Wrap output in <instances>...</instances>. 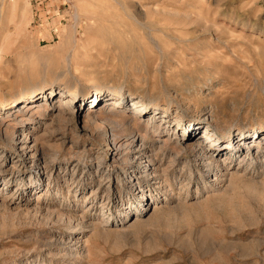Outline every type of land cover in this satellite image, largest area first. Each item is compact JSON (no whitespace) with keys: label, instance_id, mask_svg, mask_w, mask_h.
I'll list each match as a JSON object with an SVG mask.
<instances>
[{"label":"rangeland","instance_id":"obj_1","mask_svg":"<svg viewBox=\"0 0 264 264\" xmlns=\"http://www.w3.org/2000/svg\"><path fill=\"white\" fill-rule=\"evenodd\" d=\"M0 129V264H264V0H0Z\"/></svg>","mask_w":264,"mask_h":264},{"label":"bare ground","instance_id":"obj_2","mask_svg":"<svg viewBox=\"0 0 264 264\" xmlns=\"http://www.w3.org/2000/svg\"><path fill=\"white\" fill-rule=\"evenodd\" d=\"M44 90L45 89H42L41 91L42 92H46ZM98 93H100V92H97L95 95H93L94 93L91 94L90 92H82L81 98L84 100V102H86V100L88 101L89 98L95 96V99H97V100H95L94 102H96L97 104H95L94 107H99L101 104L102 105L104 104V108L105 109H108V111L106 112L107 114L95 115L93 113L94 110L89 109L86 112V115H85V119L86 120L91 121V122H93L95 124H98L99 122L100 123H105L106 121H110L111 123L113 122L114 123L113 124L114 125V127H113V130L114 131L113 132H115L119 128H123V130H124V129H127V127L132 128L134 125L136 126V125L139 124L137 122L136 123L135 122L134 123H127L126 121L125 122H121V121H117V120L112 119L113 117L116 118V117H119L120 116L119 115V112L117 111V107H120V106H118L119 105V101L122 100V99H124V96L122 95V93H114V94H112L113 95L112 96L113 97L112 99L115 101V102L114 101L113 102L115 103V105L117 107L114 106V105H112V104L110 106H107V104L105 102L101 101V96H99ZM48 94H51V92H48ZM33 97H34V94H29V95L21 96L19 98H15L10 103L6 104L4 107L6 109L11 110L17 104L19 105L21 102L29 101ZM44 98L45 97H43L42 100H44ZM39 100H41V99H39ZM99 100H100V102L98 103ZM58 101H62L63 102L64 100H58ZM133 101L134 102H138V103H140V106H143L141 104V102H139L137 100H133ZM66 103H67V101H65V104ZM132 111H134V110H132ZM198 124L191 123V125H190V128L191 129L189 128L190 129L189 130L190 133L188 134V137L186 138V141H190V142L192 141L193 142V140L197 139V136L199 135L198 134V130L201 128L200 125H198ZM151 126L150 125H147V126H144L143 127L144 128V131H146L145 137L148 134V132L150 131L149 128L152 129V132H158V133L160 132V128H158L155 125H154V127L153 126L151 127ZM251 132L252 131H250V132H242L241 131V133L238 132V134L240 133V134H244L246 136V135H249V133H251ZM160 133H162V132H160ZM203 134L207 138H209V137H211L213 135L211 132H207V131L206 132H203ZM168 135L169 134H165V135H163V137L168 136ZM114 136L115 135H113V137ZM202 137H204V136H202ZM200 139H198V141ZM254 139L255 140L248 141V144L246 146V149L248 150V152H247L245 158L247 156L253 158L254 151L256 149L257 150L260 149L261 141L264 140L263 138H260V139L256 140V136H254ZM202 140H203V138H202ZM206 141L207 140H205V141L203 140V142L199 141L198 144H196V145L195 144H190V145L184 146L182 143L172 142L171 141V138L169 136L168 139H167V141H166V143L164 144V146H161L160 150L166 149V150H171L173 152L176 151L178 153L177 156L181 155V157H184V158H187V159L191 155L194 158V161H197L198 160V163H199L200 167H203L202 168V175H205L206 173H208V171H212V166L214 164L216 165V169H214V171L217 170V167H219L221 165V163H222V160L219 157V154L222 153L223 156L226 157L227 163L226 162L223 163L224 164L223 165L224 168L222 169L223 171H221L220 174L219 173L217 174V176H216L217 178L214 181H219V180H223L224 181V180H227L229 178L228 177L229 175H230V178L232 179L231 176H235L236 174L234 172H231V170L229 169V166L232 165V163L234 162L233 159L237 156L235 154L234 155H232V154L234 153V151H236V153L238 151H241L242 145H245L243 139H238L237 136L231 134V135H229V139L226 140V141H223V139L222 140L220 139L219 140L220 141L219 142L220 146H218L216 148H214V147L212 148L211 145L209 146L208 141L207 142ZM199 147H204V148H210L211 147V150H210L211 152L209 154L207 153V155H206L204 153L206 151V149H204V151H202L201 148H199ZM140 148L141 149H138V151H136V153L134 154L136 157L137 156L145 155L147 153V152H145V144L141 145ZM41 150H42V148H41ZM224 151H232L233 153L230 154L231 152H229V153L227 152L226 154H224ZM58 153L59 152H52L50 154L53 155V156H56ZM40 155L44 156L45 153L43 151H40ZM239 157H242V155H240ZM146 158L148 159L147 162H149L151 164V163H153L156 160L157 155H148ZM150 174L151 173H149L148 175H150ZM219 175L220 176H223V177L220 178ZM229 181H231V180L229 179ZM169 188L171 189L172 187L170 186ZM103 217L105 218V215H103ZM104 218L96 220V222L98 223L99 226L105 225V220L106 219H104ZM75 239H77V240H75ZM75 239H74L75 240V244H79L81 242L80 241V238H75Z\"/></svg>","mask_w":264,"mask_h":264}]
</instances>
